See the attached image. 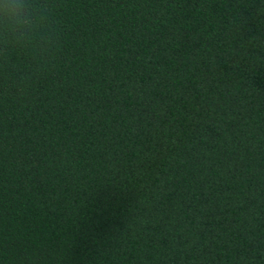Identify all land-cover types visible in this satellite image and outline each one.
I'll return each mask as SVG.
<instances>
[{
	"label": "trees",
	"instance_id": "obj_1",
	"mask_svg": "<svg viewBox=\"0 0 264 264\" xmlns=\"http://www.w3.org/2000/svg\"><path fill=\"white\" fill-rule=\"evenodd\" d=\"M0 46V264H264V0H39Z\"/></svg>",
	"mask_w": 264,
	"mask_h": 264
},
{
	"label": "clouds",
	"instance_id": "obj_2",
	"mask_svg": "<svg viewBox=\"0 0 264 264\" xmlns=\"http://www.w3.org/2000/svg\"><path fill=\"white\" fill-rule=\"evenodd\" d=\"M39 0H0V46H40L48 41Z\"/></svg>",
	"mask_w": 264,
	"mask_h": 264
}]
</instances>
